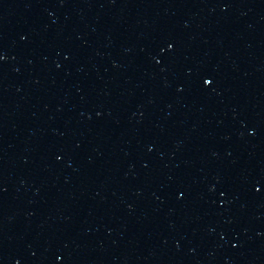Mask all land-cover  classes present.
<instances>
[{
    "label": "water",
    "instance_id": "obj_1",
    "mask_svg": "<svg viewBox=\"0 0 264 264\" xmlns=\"http://www.w3.org/2000/svg\"><path fill=\"white\" fill-rule=\"evenodd\" d=\"M0 264H264V0H0Z\"/></svg>",
    "mask_w": 264,
    "mask_h": 264
}]
</instances>
